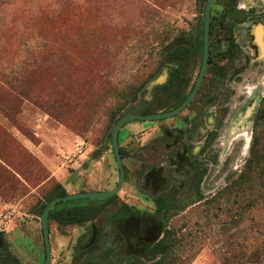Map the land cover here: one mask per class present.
Returning a JSON list of instances; mask_svg holds the SVG:
<instances>
[{
    "label": "rangeland",
    "instance_id": "374dc122",
    "mask_svg": "<svg viewBox=\"0 0 264 264\" xmlns=\"http://www.w3.org/2000/svg\"><path fill=\"white\" fill-rule=\"evenodd\" d=\"M221 3L217 0L213 10L206 90L178 117L194 118L195 112L203 117L206 106L220 109L221 92L211 87L221 83L222 55H238L244 63L254 58L249 27L222 25ZM204 4L0 0V264L12 263L13 257L22 264H44L40 215L57 185L67 193L116 185L114 125L142 111L144 97L153 111L187 91L200 66ZM249 14V22L264 25V10L255 7ZM178 37L185 39L180 53L184 83L167 91L166 84H157L152 93L162 72L173 67L162 60L163 50ZM246 67L238 88L264 75V61ZM175 119L133 121L121 129V190L83 223L60 225L49 218L52 264H264V110L258 135L240 164L242 139L222 156L219 125L218 134L200 151L199 186L193 187L194 178L184 173L167 171L165 186L153 191L145 172L135 168L139 155L128 156L133 149L129 141H137L142 132L149 137L161 123ZM204 121L196 127H205ZM161 160L157 151L143 157L147 169ZM162 190L176 191V196L157 209ZM90 200L68 201L59 209L80 208ZM134 210L152 213L162 223L163 234L144 251L130 250L117 226L118 215Z\"/></svg>",
    "mask_w": 264,
    "mask_h": 264
},
{
    "label": "flooded vegetation",
    "instance_id": "af4514ba",
    "mask_svg": "<svg viewBox=\"0 0 264 264\" xmlns=\"http://www.w3.org/2000/svg\"><path fill=\"white\" fill-rule=\"evenodd\" d=\"M206 1L207 0H205V4ZM259 1L261 4L258 3ZM240 2L241 0H222L221 6L224 8V11L221 13V16L224 21L221 24L225 26L227 25L229 29L231 25H245L249 27V33L252 35V44L256 46L255 48H252L254 51V58L249 59V62L244 63L242 59L238 60V55H226V53L225 55H222V58L225 61L219 72L221 83L211 87V89H219L221 92V104L219 105L220 109L213 112V106H206L205 110L207 111H205L203 117H200L198 112L194 113V118L191 116H189L187 119L186 117L185 119L183 117H178L179 114H181L197 99L203 90H206L204 81L206 79L210 64L209 45V60L207 70L195 98L177 115L171 118L161 119V121H165L176 118L174 121H172V123H161L158 127L159 131L151 133L149 137H145V135L148 134L147 132H142L140 133L141 136L137 139V141L133 139H130L129 141L130 144L133 145V149L131 151L126 150L129 152L128 156L134 155V153L139 155L137 158L138 163L135 164V168L139 171L145 172V183L150 184L149 187L152 186L153 191L165 186V182L169 180V174H167V171L170 173H184L190 176V180L191 178H194L193 187L195 186L197 188L201 182H199V180L202 179V174L199 172L202 170L200 167V151H202L206 144L210 143L213 137L218 134L217 132L219 125L223 130L220 136L222 156H224L234 140L242 139L241 152L236 159V163L240 164L238 163L240 156L243 154L244 158L246 150H250L254 144L256 135H258V126L262 120V114L264 110V75L255 84H242L239 88L237 84L242 83L243 75L248 69L246 67L248 63L252 62L254 64L256 61H264V25L262 23H255L253 20V22H249L251 21L249 13L253 8L258 7L259 9L264 10V0H253L255 4L249 5L248 7H241ZM216 5L217 0H214L211 7L210 35L212 32V21L215 17L213 10ZM203 26L204 11L201 29L202 38L198 43L201 49L200 66L195 79L192 81V84L189 86L187 91L181 93L176 98V100L168 106L160 107L153 111L152 106L150 107L147 99L144 97L142 111L130 114L142 113L145 110L146 111L142 114L168 111L177 107L183 102V100L193 89L201 68L203 53ZM184 40L185 39L183 37L175 38L163 50L162 60H164L165 63L172 64L173 67L171 69L167 68V71L162 72L163 74L158 77L157 83L150 89L152 93L157 87V84H166V86L163 85V88L167 91L170 85L171 88H176L177 86H180L184 83L183 77L185 73L184 71L186 69L183 65H181L180 55L183 47L185 46ZM232 44L231 53H234L235 51L232 48L235 46L234 40L232 41ZM239 47L240 45L238 44L237 48ZM227 54H230V52ZM243 92L246 93V98L242 97ZM202 118L205 119V127L200 129V126L198 128L196 127V124H199ZM129 123L125 124L123 127H126ZM184 127L185 129L193 128V131L187 133L184 131ZM200 130L205 131L201 133ZM128 134L129 132L127 131L126 136ZM226 139L230 140L227 145H223V141L225 142ZM160 146H162V148ZM149 151H157L161 153V157L163 156L165 159L164 161L161 160V162H159L161 165L158 166V164H155L147 169V166L145 165L146 163H143V157H146L147 152ZM167 153H170V155ZM196 176L197 180L195 181ZM173 177L174 176L172 175V178ZM183 185L184 184L181 186ZM170 186H172V183H170ZM175 196L176 191L164 193L162 190V194L156 201L157 209L162 208L168 200L173 199ZM116 219L119 221L117 226L121 235L125 239L127 247L133 251H144V249H147L149 245L157 242L160 235L163 234L162 223L158 221L152 213H143L134 210L128 211L125 215H118ZM97 234L98 233L95 232L93 239L88 241V247H90L95 242Z\"/></svg>",
    "mask_w": 264,
    "mask_h": 264
},
{
    "label": "water",
    "instance_id": "95a60500",
    "mask_svg": "<svg viewBox=\"0 0 264 264\" xmlns=\"http://www.w3.org/2000/svg\"><path fill=\"white\" fill-rule=\"evenodd\" d=\"M214 0H207L204 9V26H203V53H202V64L195 81V85L183 102L177 107L165 111V112H152L145 114H129L122 117L114 126L111 133V147L113 155L115 157L116 167L119 170V177L114 187L107 190H87L67 193L66 195L56 196L52 198L43 208L40 215V228L43 234L45 260L44 264H52V246L50 241V229H49V215L55 206L60 202H68L79 199H92V200H105L115 196L122 188L125 181V167L123 163V157L120 151L119 145V133L123 126L129 122L135 120L149 122L155 120H161L171 118L181 112L187 107V105L195 98L198 89L202 83L204 75L207 70L209 60V45H210V20H211V7ZM3 237L0 235V246L3 245Z\"/></svg>",
    "mask_w": 264,
    "mask_h": 264
},
{
    "label": "trees",
    "instance_id": "16d2710c",
    "mask_svg": "<svg viewBox=\"0 0 264 264\" xmlns=\"http://www.w3.org/2000/svg\"><path fill=\"white\" fill-rule=\"evenodd\" d=\"M120 119H118L116 121V123ZM120 151H121V154H122V157H123L124 156L123 155V150L121 148H120ZM200 181H201V179L199 180V182ZM199 182H198V184H199ZM66 194H67V192L65 191V189L61 185H57V187L55 188V191L53 193V196L49 199V201L52 198L56 197V196H61V195H66ZM111 199H112V197L108 198L106 200H90L91 201L90 205H86V206H83V207H80V208H72V207H70L67 210L59 209V206L63 205V203H64V202H60L50 212L49 218H56L60 225H66V224H69V223H83V222L91 219L92 216H93L92 215L93 212L94 211H99L101 205L105 201H108V200H111ZM168 238H170V237H168ZM166 242H167L166 240H163L161 243L165 245ZM166 250L167 249H164L163 252H166ZM158 251H160V250H158ZM6 264H22V263L16 257H13L12 263L6 262ZM154 264H159V263L157 262V263H154ZM161 264H163V263H161Z\"/></svg>",
    "mask_w": 264,
    "mask_h": 264
},
{
    "label": "bare ground",
    "instance_id": "6f19581e",
    "mask_svg": "<svg viewBox=\"0 0 264 264\" xmlns=\"http://www.w3.org/2000/svg\"><path fill=\"white\" fill-rule=\"evenodd\" d=\"M249 2V3H248ZM259 4H261V2L259 1L258 2ZM253 4H255L254 2H253V0H241V2H240V5H241V7H248L249 5H253ZM254 30H255V27H254ZM257 98H258V96H257ZM231 135V134H230ZM232 136V135H231ZM230 136V137H231ZM229 140L230 139H226L225 140V142H224V144H228V142H229Z\"/></svg>",
    "mask_w": 264,
    "mask_h": 264
}]
</instances>
